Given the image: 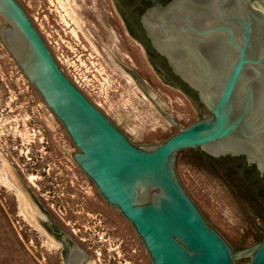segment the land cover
<instances>
[{
    "label": "water",
    "instance_id": "obj_1",
    "mask_svg": "<svg viewBox=\"0 0 264 264\" xmlns=\"http://www.w3.org/2000/svg\"><path fill=\"white\" fill-rule=\"evenodd\" d=\"M111 1L160 82L197 114L163 143L132 145L61 72L15 0H0V42L76 148V165L131 225L151 264H264V181L243 159L215 158L244 155L264 167V15L247 0ZM192 148L258 218L256 246L232 252L183 190L175 156Z\"/></svg>",
    "mask_w": 264,
    "mask_h": 264
},
{
    "label": "rangeland",
    "instance_id": "obj_2",
    "mask_svg": "<svg viewBox=\"0 0 264 264\" xmlns=\"http://www.w3.org/2000/svg\"><path fill=\"white\" fill-rule=\"evenodd\" d=\"M15 1L61 72L132 145L163 143L197 121L184 95L163 85L154 74L141 47L127 35L111 0ZM169 119L177 125H171ZM7 139L18 144L20 162L16 163L21 167L25 154L45 157L42 146L46 141L63 165H75L71 155L76 150L63 127L0 42V146L4 148ZM174 162L183 190L232 252L261 241L263 230L252 209L198 150H181ZM2 206L0 200V264H58L54 249L41 248L42 256L35 252L30 241L37 238L32 232L23 234L21 217ZM111 213L117 251L125 254L120 259H126L125 264H151L131 225L118 211ZM90 252V264H99L97 259L112 264L107 257L103 261ZM247 261L243 258L234 263Z\"/></svg>",
    "mask_w": 264,
    "mask_h": 264
},
{
    "label": "flooded vegetation",
    "instance_id": "obj_3",
    "mask_svg": "<svg viewBox=\"0 0 264 264\" xmlns=\"http://www.w3.org/2000/svg\"><path fill=\"white\" fill-rule=\"evenodd\" d=\"M169 1L156 2L152 6L165 5ZM247 4L251 11L257 10L264 15V6L259 1L247 0ZM139 26L145 35L140 20ZM31 142L35 143L34 140ZM39 142L43 143V137ZM17 145L14 139H7L5 147L0 146V200L3 208L21 217V232H32L37 238L30 241L35 252L42 256L41 248L49 247L54 249L53 258L58 264H90L92 250L103 261L107 257V262L112 260V264H125L126 259H120L125 254L118 253L114 238L116 230L111 210H117L101 197L94 183L76 163L70 167L63 165L61 160L53 156L51 146L46 141L45 146H42L45 157L39 156V160L25 154L26 161L21 167L16 163L20 162L16 153ZM222 157L243 159L252 173L264 181V167H259L258 163H248L244 155L226 154L215 158ZM53 160L58 164H52ZM97 260L102 264L100 259Z\"/></svg>",
    "mask_w": 264,
    "mask_h": 264
},
{
    "label": "bare ground",
    "instance_id": "obj_4",
    "mask_svg": "<svg viewBox=\"0 0 264 264\" xmlns=\"http://www.w3.org/2000/svg\"><path fill=\"white\" fill-rule=\"evenodd\" d=\"M10 178V177H9Z\"/></svg>",
    "mask_w": 264,
    "mask_h": 264
}]
</instances>
